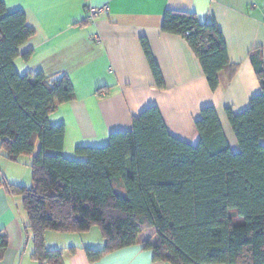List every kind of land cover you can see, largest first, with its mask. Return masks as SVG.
I'll return each instance as SVG.
<instances>
[{
	"label": "trees",
	"instance_id": "16d2710c",
	"mask_svg": "<svg viewBox=\"0 0 264 264\" xmlns=\"http://www.w3.org/2000/svg\"><path fill=\"white\" fill-rule=\"evenodd\" d=\"M161 29L187 41L212 90L220 71L233 75L236 64L214 21L168 8ZM33 33L24 12L8 11L0 0V154L11 161L31 156V184L8 187L21 197L38 264H62L63 248L45 245L47 230L85 232L92 225L104 245L84 247L89 261L137 243L151 229L142 246L169 264H264L262 50L249 54L260 91L246 108H226L238 150L230 148L213 105L200 109L194 119L198 139L189 143L168 130L152 104L132 116L131 128L110 132L102 145H78L68 157L62 151L64 124L50 123L49 114L74 98L70 78L41 70L20 74L14 65L19 46ZM141 44L162 86L147 40ZM7 244L0 230V256Z\"/></svg>",
	"mask_w": 264,
	"mask_h": 264
},
{
	"label": "crops",
	"instance_id": "0c3cea01",
	"mask_svg": "<svg viewBox=\"0 0 264 264\" xmlns=\"http://www.w3.org/2000/svg\"><path fill=\"white\" fill-rule=\"evenodd\" d=\"M3 1L8 11L21 9L34 29L14 58L18 72H64L73 85L74 98L49 114L50 123L64 124L66 156L74 157L78 145L105 144L110 132L131 128L132 116L152 104L168 130L189 143L198 139L194 119L200 109L213 105L230 148L238 150L226 108L238 112L260 91L249 54L260 48L264 60V0ZM104 5L106 12L90 17L89 7ZM168 8L194 12L200 21H214L221 30L236 68L231 77L220 71L216 89L208 85L187 41L161 29ZM141 38L158 63L162 86L155 83ZM30 158L11 161L0 154V230L8 239L0 264H38L21 197L8 187L9 182L31 184ZM91 231L47 230L45 245L63 248L62 264H169L154 259L152 249L142 246L141 241L152 236L151 229L142 231L137 243L89 261L84 247L104 245L103 237Z\"/></svg>",
	"mask_w": 264,
	"mask_h": 264
},
{
	"label": "built area",
	"instance_id": "2783aa9c",
	"mask_svg": "<svg viewBox=\"0 0 264 264\" xmlns=\"http://www.w3.org/2000/svg\"><path fill=\"white\" fill-rule=\"evenodd\" d=\"M106 11H107V7L105 5L100 6V7H89L88 8V14L90 15V17L96 16Z\"/></svg>",
	"mask_w": 264,
	"mask_h": 264
},
{
	"label": "rangeland",
	"instance_id": "374dc122",
	"mask_svg": "<svg viewBox=\"0 0 264 264\" xmlns=\"http://www.w3.org/2000/svg\"><path fill=\"white\" fill-rule=\"evenodd\" d=\"M27 157V155H22L21 157H20V160L21 159H24V158H26ZM29 171H30V173H31V169H29ZM91 232H94V230H95V232H96V234L100 237L101 235H100V231H99V228H98V226L97 225H92V227L89 229ZM88 230V232H90ZM86 232V231H85ZM155 237V236H154Z\"/></svg>",
	"mask_w": 264,
	"mask_h": 264
}]
</instances>
